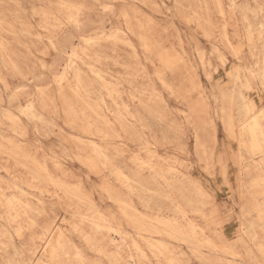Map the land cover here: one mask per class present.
<instances>
[{
  "label": "bare ground",
  "instance_id": "6f19581e",
  "mask_svg": "<svg viewBox=\"0 0 264 264\" xmlns=\"http://www.w3.org/2000/svg\"><path fill=\"white\" fill-rule=\"evenodd\" d=\"M98 1L0 0V120L4 116L2 114L4 105L6 103L7 105H14L18 101L19 85L17 82L19 78L29 73V71L23 72L22 60L46 57L50 50L61 51L57 47L67 40L66 35L69 30H72L79 34L81 41L88 47L89 51L82 53L81 56L77 55L75 51L70 53L71 63L62 68L61 73L54 76L53 79L56 97L48 96L44 91L38 89L37 102L27 100L25 108L18 110L19 114L29 120L42 121L48 124L41 112L49 110L56 99L62 102L63 114L69 120V127L76 129L87 138L85 145L87 148L82 149L87 150V153L78 160L94 174L104 173L106 176L105 172H107L108 176L111 177L112 181H106L101 186L102 194L109 201L118 205L128 226L136 232L138 237L147 236L150 239L154 236H164L167 239L165 241L155 239V242H151L153 240L144 241L148 253L156 261V264H160L162 261L173 264L176 262V258L177 262L181 260V262H187L191 260V257L197 260L199 264H218L221 261H225L224 263L227 264H264V29L261 27L257 35L249 34L246 40L244 39L243 48L241 44L236 46L235 42L242 41L241 37L239 38L237 35L238 30L233 27L231 15L223 8L222 0H215L221 20L219 35L221 43L229 51L231 57L239 63L236 75H234L232 69L227 67L226 55L223 54L225 56L218 57L226 76L232 80L234 85H239L238 90L221 93L219 96L223 100L221 123L226 146V155L222 162L214 159V156L207 150L209 144L216 145L215 135L209 141H205L206 143H201L198 137L201 133L213 130V126H208V107L205 104V98L202 96L195 97L196 88H198L196 80L193 78L185 79L180 81V86L175 87L177 88L176 97H178L185 90H182V86H188L183 95L185 102H187L185 117L187 124L194 130L196 144L202 151L203 159L201 161L205 164L204 168L209 172V176H212V170L219 165L221 166L222 186L226 193L230 194L229 209L224 226L226 229H230L236 221L238 228L235 235L226 240L219 237L218 241L214 242V240L207 237L202 238L196 233H185L179 226L176 228L168 222L152 220L148 215L140 213L135 208L133 200L128 195H136L138 201H141L142 197L149 191L147 189L148 183L141 175L144 171L154 176L158 182H162L163 175L171 173L172 170L163 169L159 164H152L153 155L148 148L150 144L144 143L143 140H141L143 143L140 150L149 153L150 160H144L138 155H133L132 164L135 166L133 171L118 166L116 159L120 152L111 145L113 142L126 144L127 136L136 134L134 131L135 124H139L138 113L136 114L132 110L129 103L138 104L145 110L150 109L147 103L152 102L154 96L151 91L125 94L120 88L122 81H118L115 79L116 77L113 78L110 74L111 71L109 72V69L104 66L108 60V54L110 52L114 55L115 59L113 58L114 62L112 63L119 64L120 55L116 46L123 44L129 50V64H123V66L126 70L132 71V73H126L132 76H145V67L138 63L140 50L143 55H147L144 59L150 63L151 60L148 56H153L158 64L157 79L167 90H171V88L164 81L162 72L172 73L177 69V73L184 70L183 72L189 75L190 68L182 58L181 53L183 52L178 53L174 47L170 49L165 46L161 35H157L155 40L151 38L155 35V26L147 18L143 19L142 17L143 20L140 21L139 15L134 9H129L132 11L131 15L128 14V9L118 10L123 26L111 28L107 32L98 30L87 15L88 10L95 7ZM107 1L116 3L124 0ZM104 10L109 15L114 14L112 12L114 10L108 6L104 7ZM186 20L188 19L186 18ZM201 24L209 25L208 18L203 17ZM249 26L250 24L247 25V27ZM137 29L141 30L139 35H137ZM133 38H137L138 44L133 41ZM226 49L223 50L226 51ZM198 60L203 70L210 65L209 61L206 62L204 53H198ZM81 66L84 68L82 69ZM42 68L46 69L45 66ZM56 68L55 65L51 70ZM219 84L221 85V82L218 81L217 85ZM5 92L8 94L6 98ZM6 116L13 122L14 127L20 126L19 117L16 115ZM14 132L17 131L14 130ZM83 140L86 139L83 138ZM176 140L173 139V141ZM6 142L10 147H4L0 144V154L6 155L15 168L31 170L32 183L42 184L41 186L30 184L25 181V176L19 173L12 176L15 182L12 188L19 192V197L13 195L10 198H4V200H1L2 197H0V204L4 203L8 213L12 214L15 220L18 219L20 212L27 217L29 221L27 227L24 228L25 230L32 231L35 228V222L30 219L29 215L33 214L34 211L37 214L42 213L41 210H35L29 203L21 199V197L28 195L26 189H34L38 193L36 200L39 204L43 203L42 198L50 196L51 198L58 197L87 205L91 214L80 216V224L89 223L95 233L112 232V227L96 210L81 187L70 184L63 173L61 176H57L55 172H61L59 161L54 158L49 161H38L20 145L18 146L9 140ZM154 145L157 146L158 144L154 142ZM50 163H52L55 172L52 171ZM5 172L8 173L9 171L5 170ZM181 180L177 177V198L181 196L189 202L190 197L202 203L204 201L214 202V195L203 190V186L194 182L195 180L187 183ZM115 184L121 187L120 191L114 187ZM169 187L170 189L176 188L174 185ZM157 197L159 196L153 195L148 201ZM165 198L170 202L173 201L172 194L166 195ZM55 201L57 202V200ZM209 214L207 223L213 225L214 228L223 226L214 203H211ZM22 229L23 226L19 225L16 234L22 232L24 230ZM74 229L95 254L107 259L111 264L120 263L116 255L106 252L103 249L105 247L102 248L101 244L93 241L91 234L86 235L82 232L84 230L81 231V228L78 229V227ZM37 232L38 234L32 236V241L35 242L33 248H27V252L30 253L28 260L32 264H99L95 261L92 263L87 261L83 251L79 248L80 246L75 245L69 239L71 237L67 238L64 235L57 221L42 228L40 233ZM172 242L187 247L190 256L187 254L188 256L177 255L176 257ZM133 246L137 250L138 244L135 241ZM141 258L150 260L145 254H142Z\"/></svg>",
  "mask_w": 264,
  "mask_h": 264
},
{
  "label": "rangeland",
  "instance_id": "374dc122",
  "mask_svg": "<svg viewBox=\"0 0 264 264\" xmlns=\"http://www.w3.org/2000/svg\"><path fill=\"white\" fill-rule=\"evenodd\" d=\"M222 3L225 11L231 15L233 27L238 30V37H241L240 39H242L239 43L235 42L234 44L236 46L241 44V47L243 48V43L249 34L257 35L259 32L258 30H261V27L264 29V0H222ZM232 4H234V6H232ZM107 6L114 10L112 11L114 12L113 15H109L105 12L104 7ZM120 9H128L129 15L132 14V11L129 9H134L137 11L140 21L144 18L151 20L155 26V35L151 38H154L155 40L157 35H161L165 46L170 49L174 47L178 53L183 52L181 53L182 58L190 68L189 75L185 74L186 72H183V69L182 72L178 73L177 69L172 73L162 72L163 74H161L163 75L164 81L171 88V90H167L157 79V62L153 59V56H148L151 63L150 61H146L144 58L147 57V55H143L140 48V51L138 52V63H141L145 67V76H132L126 74L127 72L132 73V71L126 70L123 66V64H129V50L126 49L123 44H118L116 46L118 48V54L120 55V58L118 59L119 64L116 65L115 63H112L114 62V55L110 54V52L108 54V60L104 63V66L109 69V72L111 71L110 74L113 78L116 77L115 79L122 81V87L120 86V88L125 94L151 91L154 96L153 101L147 103L150 109L147 108L145 110L138 104L129 103L132 110L136 114H139H137L139 124H135L134 131L136 134L133 133L132 135L127 136L126 144H122V142L112 143L111 146L117 148L120 152L116 159L118 166L123 169H129L128 171H133L135 169V166L132 164L133 155H138L144 160H150L149 153L140 150L141 144L144 142L150 144L148 145V148L153 155V159H151L152 164H159L163 169L172 170L171 173L163 175L162 182L155 180L156 178L147 171L141 173L142 177L148 183L147 189L149 190L142 197V202L138 201L136 195H128L133 200L135 208L140 213L148 215L154 221L159 220L168 222L176 228L179 226L185 233H196L200 237H207L214 240V242L218 241L219 237L226 240L235 235L238 226L236 221L230 229H226L224 226L226 224L229 209L228 204L230 194L228 192L226 193L222 186V177L220 175L221 166H217L214 170L211 169L212 176H209V172L204 168L205 164L201 161L203 155L201 153L202 151H200V148L196 144L195 132L189 124H187L185 117L187 113V102H185L183 95L188 86H182V90H185L182 91L183 93L178 97H176L177 88H175L178 85L180 86V81L182 80L184 81L189 78L196 80L198 84L196 92L198 94L195 93V97L202 96L205 98V104L208 107V126H213V130L201 133L198 137L201 143H206L207 140L209 141V139H212L215 135L216 145L213 146L212 144H209L207 150L214 156V159L222 162L225 159L226 146L224 144V129L221 123L223 116V100H221L219 96L221 93L238 90L239 85H234L232 80L226 76L224 69L220 66L218 57L226 55L227 67L232 69L234 75H236L239 63L231 57V54L228 53L229 51L224 48L221 43L219 37L221 20L215 5V0H124L116 3L113 1L99 0L95 7L88 10L87 15L91 18V21L94 22V27L103 32H107L111 28L114 29L123 26L118 13V10ZM203 17L208 18L209 25L201 24ZM186 18L189 21L186 20ZM248 24H250L249 27H247ZM136 32L137 35H139L141 30L137 29ZM230 32L233 33L231 30ZM235 37L237 36L235 35ZM66 39L67 40L63 44L57 47L58 49L60 48L61 51L57 49L50 50L46 57L34 60H22L23 72L29 71V73L24 77H20L17 82L19 85L18 101L14 103V105H7L6 103L3 107L2 114L4 116L0 120V144L4 147H10L6 142L9 140L18 146L20 145L23 147L30 156L38 161H49L52 158L59 161L61 163V172H55L52 163H50L52 171L55 172L57 176H61V173H63L70 184H76L81 187L82 191L88 195L92 204H94L96 210L112 227V232L95 233L89 223L80 224V216L91 214V210L87 205L78 204L75 201L63 198L60 199L58 197L51 198L50 196L42 198L43 203L39 204L36 200V198H38L37 191L35 192L34 189H26L28 195L21 197V199L29 203L35 210H41L42 213L37 214V212L34 211L33 214H30V219L35 222V228L32 231L25 230L24 228L27 227L29 221L27 217L20 212L18 219L15 220V218H13L14 216L8 213L4 203L2 202L0 204V264H32L28 260V258H30V253L27 252V248H33V244L35 243L32 241V236L36 233L38 234L37 231L40 233L42 228L52 224L54 221L58 222L67 238L71 237L69 239L78 247L80 246L79 248L83 251L87 261L91 263L95 261L99 264H108L109 261L95 254L84 243L83 239L74 229L76 227H78V229L81 228V231L84 230L82 232L86 235L91 234L90 236L93 241L101 244L102 248L105 247L103 249H105L106 252L116 255L118 262H120L118 264H156V261L148 253L144 241L153 240L151 242H155V239L161 241L167 239L164 236H154L150 239L147 238V236L141 238L138 237L136 232L128 226V223L121 214L118 205L109 201L106 196L102 194L101 186L105 184L106 181H112L111 177L108 176L107 172H105L106 176L104 173L94 174L78 160L87 153V150H82L87 148L85 146L87 144V138L76 129L69 127V120L63 114L62 102L56 99L54 103H52V106H50L49 110L41 112L44 120H46L48 124L42 121L29 120L25 116L19 114L18 110L25 108L27 100H30V102H37L36 95L39 93V90L44 91L48 96L56 97V88L53 79L55 78L54 76L61 73L60 70L62 68L67 67L71 63L70 53L75 51L77 55L81 56L82 53L89 51L88 47H86L81 41L79 34H76L72 30L68 31ZM136 39L133 38V41L138 44ZM222 48L224 50L226 49V51ZM199 52L204 53L206 62L209 61L210 65L207 66L208 69L206 67L205 70H203L200 67L198 60ZM77 63L79 64V62ZM55 65L57 68L51 70ZM42 66H45L46 69L42 68ZM81 68L83 69L84 67L81 66ZM218 81L221 82V85L219 84L220 86L217 85ZM7 95L8 94L5 92V98ZM152 114L153 116L155 115L154 118H152ZM6 115H16L19 117L20 126L14 127L13 122L10 121ZM172 128H174V130H172ZM14 130L17 132H14ZM82 137L86 140H83ZM173 139L181 141H173ZM141 140H143V142ZM154 142L158 145H154ZM5 170H8L9 172L7 173ZM19 173H22L25 176L26 182L35 186L42 185L39 183H32L31 170L28 171L15 168L13 163L7 159L6 155L0 154L1 200H4V198H10L13 195L19 197V192L12 188L13 183H15L12 176ZM177 177L179 180L182 179L181 181L184 180L186 183L195 180L194 182L203 186V190L214 195V202L204 201L202 203L192 197H190L189 202L185 201L181 196H178L177 198ZM170 185H174L176 188L170 189ZM114 187L119 191L121 190V187L118 184H115ZM171 194L173 196L172 202L165 198L166 195ZM153 195H158L159 197L156 199L154 198L155 200L148 201ZM55 200H57V202ZM211 203L216 205L224 227L214 228L213 225L207 223L208 217H210L209 210L211 208ZM73 204L76 205L74 206ZM73 214H76L77 216H74ZM19 225H22L24 230L22 229L23 231L19 232L17 235L16 232ZM134 241L138 244L137 250L133 246ZM172 243L174 245L173 249L175 250L176 257L177 255L190 256L188 248L183 244L178 245L175 242ZM142 254H145L150 260H143L141 258ZM175 261L176 262L173 264H199L193 257L187 262H181L182 260L177 262V258ZM224 262L225 261H221L218 264H227ZM160 264L168 263L162 261Z\"/></svg>",
  "mask_w": 264,
  "mask_h": 264
}]
</instances>
